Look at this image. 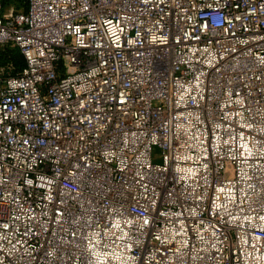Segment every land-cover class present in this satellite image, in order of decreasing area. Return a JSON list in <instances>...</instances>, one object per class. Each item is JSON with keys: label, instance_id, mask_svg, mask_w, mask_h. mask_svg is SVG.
Masks as SVG:
<instances>
[{"label": "built area", "instance_id": "built-area-1", "mask_svg": "<svg viewBox=\"0 0 264 264\" xmlns=\"http://www.w3.org/2000/svg\"><path fill=\"white\" fill-rule=\"evenodd\" d=\"M4 1L0 264H264V0Z\"/></svg>", "mask_w": 264, "mask_h": 264}, {"label": "rangeland", "instance_id": "rangeland-1", "mask_svg": "<svg viewBox=\"0 0 264 264\" xmlns=\"http://www.w3.org/2000/svg\"><path fill=\"white\" fill-rule=\"evenodd\" d=\"M6 10H9L11 6H15L17 10L25 9L26 0H5Z\"/></svg>", "mask_w": 264, "mask_h": 264}, {"label": "trees", "instance_id": "trees-1", "mask_svg": "<svg viewBox=\"0 0 264 264\" xmlns=\"http://www.w3.org/2000/svg\"><path fill=\"white\" fill-rule=\"evenodd\" d=\"M5 2V1H4ZM11 58L13 59V61L20 67H23L24 65V60H23V57L17 53V51H14L12 54H11Z\"/></svg>", "mask_w": 264, "mask_h": 264}]
</instances>
